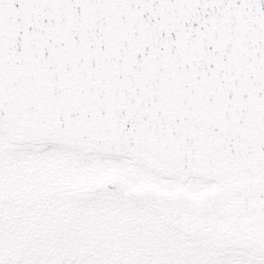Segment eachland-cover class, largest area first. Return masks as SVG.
Returning <instances> with one entry per match:
<instances>
[{
  "label": "snow or ice",
  "instance_id": "6c2138e0",
  "mask_svg": "<svg viewBox=\"0 0 264 264\" xmlns=\"http://www.w3.org/2000/svg\"><path fill=\"white\" fill-rule=\"evenodd\" d=\"M0 264H264V0H0Z\"/></svg>",
  "mask_w": 264,
  "mask_h": 264
}]
</instances>
